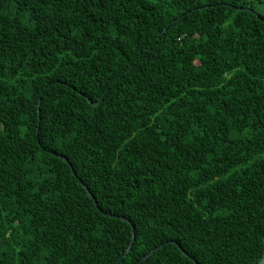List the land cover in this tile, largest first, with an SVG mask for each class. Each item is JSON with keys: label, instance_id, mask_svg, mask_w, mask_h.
<instances>
[{"label": "trees", "instance_id": "16d2710c", "mask_svg": "<svg viewBox=\"0 0 264 264\" xmlns=\"http://www.w3.org/2000/svg\"><path fill=\"white\" fill-rule=\"evenodd\" d=\"M117 261L264 264V0H0V264Z\"/></svg>", "mask_w": 264, "mask_h": 264}, {"label": "water", "instance_id": "95a60500", "mask_svg": "<svg viewBox=\"0 0 264 264\" xmlns=\"http://www.w3.org/2000/svg\"><path fill=\"white\" fill-rule=\"evenodd\" d=\"M54 156L59 157V158L65 160L67 163H69V161H68L65 157H63V156H60V155H57V154H54ZM70 167H71V165H70ZM71 168H72V167H71ZM73 173H74V175H76L74 171H73ZM79 183H80V184L86 189V191L88 192V194L90 195V197L94 200V197H93L92 194L90 193V191H89V189L87 188V186H86L81 180H79ZM94 203H96L95 200H94ZM109 216H110V217H113V218H118V219H121V220H124V221L130 223L128 219H125V218H123V217L116 216V215H109ZM134 240H135V236H134V228H133V238H132V242H131V245H130L129 248H128L127 253L131 250V248H132V246H133V243H134ZM170 243H174V242H168V243H166V244L161 245L160 247L156 248L154 252L150 253L146 258H144L142 261H144V260L147 259L149 256L153 255L155 252L159 251V250L162 249L165 245L170 244ZM180 249H181V248H180ZM181 250H182V249H181ZM182 252H183L184 255L187 256V253H186V252H184L183 250H182ZM116 264H119V261H117Z\"/></svg>", "mask_w": 264, "mask_h": 264}]
</instances>
